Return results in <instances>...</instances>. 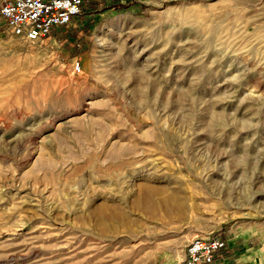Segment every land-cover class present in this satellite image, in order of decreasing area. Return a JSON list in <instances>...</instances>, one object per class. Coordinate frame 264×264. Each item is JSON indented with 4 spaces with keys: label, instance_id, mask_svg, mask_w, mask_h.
Listing matches in <instances>:
<instances>
[{
    "label": "rangeland",
    "instance_id": "1",
    "mask_svg": "<svg viewBox=\"0 0 264 264\" xmlns=\"http://www.w3.org/2000/svg\"><path fill=\"white\" fill-rule=\"evenodd\" d=\"M143 184L168 208H137ZM100 207L129 225L101 233ZM212 236L264 264V0H85L48 37L0 30V264H181Z\"/></svg>",
    "mask_w": 264,
    "mask_h": 264
},
{
    "label": "built area",
    "instance_id": "2",
    "mask_svg": "<svg viewBox=\"0 0 264 264\" xmlns=\"http://www.w3.org/2000/svg\"><path fill=\"white\" fill-rule=\"evenodd\" d=\"M85 0H4L0 5V30L30 41L45 38L68 27L81 14ZM81 71V63L75 64ZM226 241L217 236L194 238L181 264H214Z\"/></svg>",
    "mask_w": 264,
    "mask_h": 264
},
{
    "label": "bare ground",
    "instance_id": "3",
    "mask_svg": "<svg viewBox=\"0 0 264 264\" xmlns=\"http://www.w3.org/2000/svg\"><path fill=\"white\" fill-rule=\"evenodd\" d=\"M138 192L139 193L136 197V200L134 201V204L136 205L137 208L146 211L150 215H154L155 213H157L158 210L167 209L168 205L172 199V194L163 195L167 192H159V189L154 188L152 186H149L148 184L141 185ZM106 213H111V214L113 213L114 215H116L118 220H121L122 222H124L125 226L129 225V222L127 221V213L126 212L121 211V210H117V209H113V208L111 210V208H109V207L95 208L93 211V216L95 217V219L97 221L96 224L98 225L97 227H99L101 233L105 234L107 231L110 232V231H113L114 229H116L114 226V224H115L114 222H113L114 224H109V223L107 224L103 221V215ZM169 213H171V211ZM115 221H116V219H115ZM162 223H163V221H162ZM118 224H119V222H118ZM116 225H117V222H116ZM103 237H105V236L103 235Z\"/></svg>",
    "mask_w": 264,
    "mask_h": 264
},
{
    "label": "crops",
    "instance_id": "4",
    "mask_svg": "<svg viewBox=\"0 0 264 264\" xmlns=\"http://www.w3.org/2000/svg\"><path fill=\"white\" fill-rule=\"evenodd\" d=\"M3 1L4 0H0V5L3 3ZM236 260L237 261L235 262L234 260L226 257L221 261L219 259H217L216 262L218 261L219 264H247L249 262V258L245 259L242 256L240 258H237Z\"/></svg>",
    "mask_w": 264,
    "mask_h": 264
}]
</instances>
